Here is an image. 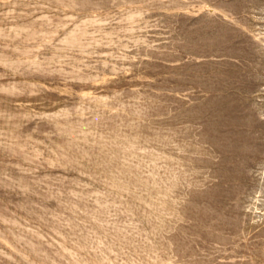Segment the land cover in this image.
I'll return each instance as SVG.
<instances>
[{"label":"rangeland","instance_id":"1","mask_svg":"<svg viewBox=\"0 0 264 264\" xmlns=\"http://www.w3.org/2000/svg\"><path fill=\"white\" fill-rule=\"evenodd\" d=\"M0 264H264V0H0Z\"/></svg>","mask_w":264,"mask_h":264}]
</instances>
